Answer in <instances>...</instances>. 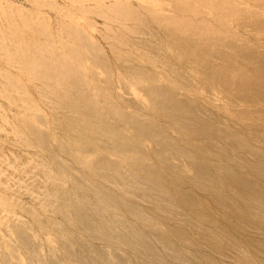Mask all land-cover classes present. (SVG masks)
<instances>
[{
	"label": "rangeland",
	"instance_id": "rangeland-1",
	"mask_svg": "<svg viewBox=\"0 0 264 264\" xmlns=\"http://www.w3.org/2000/svg\"><path fill=\"white\" fill-rule=\"evenodd\" d=\"M0 264H264V0H0Z\"/></svg>",
	"mask_w": 264,
	"mask_h": 264
}]
</instances>
